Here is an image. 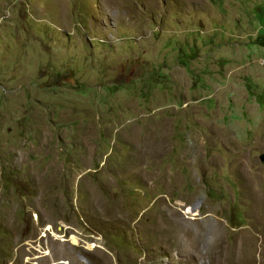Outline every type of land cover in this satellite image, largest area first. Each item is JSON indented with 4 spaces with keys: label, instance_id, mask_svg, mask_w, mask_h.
<instances>
[{
    "label": "rangeland",
    "instance_id": "obj_1",
    "mask_svg": "<svg viewBox=\"0 0 264 264\" xmlns=\"http://www.w3.org/2000/svg\"><path fill=\"white\" fill-rule=\"evenodd\" d=\"M0 264H264V0H0Z\"/></svg>",
    "mask_w": 264,
    "mask_h": 264
}]
</instances>
